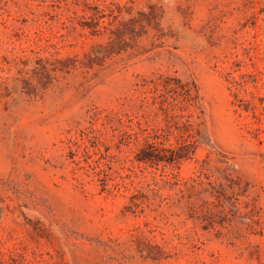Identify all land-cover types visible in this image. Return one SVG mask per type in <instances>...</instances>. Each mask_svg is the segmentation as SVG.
Here are the masks:
<instances>
[{
	"label": "rangeland",
	"instance_id": "374dc122",
	"mask_svg": "<svg viewBox=\"0 0 264 264\" xmlns=\"http://www.w3.org/2000/svg\"><path fill=\"white\" fill-rule=\"evenodd\" d=\"M0 264H264V0H0Z\"/></svg>",
	"mask_w": 264,
	"mask_h": 264
},
{
	"label": "trees",
	"instance_id": "16d2710c",
	"mask_svg": "<svg viewBox=\"0 0 264 264\" xmlns=\"http://www.w3.org/2000/svg\"><path fill=\"white\" fill-rule=\"evenodd\" d=\"M151 92L153 100L157 101L163 110L175 111V115L183 120V131L187 135L184 140L193 137L192 131L195 132L196 128L194 123L190 121L191 115L186 114V111L192 107L198 108V96L195 85L193 83L190 85L189 83H183L180 79L166 78L161 83H153ZM150 139L154 140V142L148 144L149 146L162 145L161 142L156 141L158 139L156 132Z\"/></svg>",
	"mask_w": 264,
	"mask_h": 264
}]
</instances>
